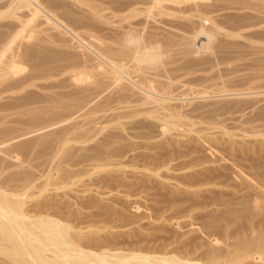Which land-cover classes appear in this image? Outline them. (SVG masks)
Segmentation results:
<instances>
[{
  "label": "bare ground",
  "instance_id": "6f19581e",
  "mask_svg": "<svg viewBox=\"0 0 264 264\" xmlns=\"http://www.w3.org/2000/svg\"><path fill=\"white\" fill-rule=\"evenodd\" d=\"M66 1L10 0V5H13L14 7H8L5 5V3L4 5L8 7L7 10L10 12L9 15L7 13L5 14H7L6 16L9 18L10 16L16 15L15 11L25 9L28 11V13L25 10L21 11L23 12L22 14H25L24 12H26L25 15H28V19H26V16V18L23 19L20 15V17L23 19L22 22L25 21L24 24L27 22V25L28 22L30 23L33 19L38 20L37 18H39V21L40 19L42 20V26L43 24H46L51 30L53 29V32L55 30V34L58 33L53 36L59 35V37H64L63 39L58 38V42H62L64 39L66 40L64 41L67 43L69 41L74 42L76 48H74V46L72 47V43L70 42L69 44L71 45L68 44L69 46H67L69 48L71 46L72 49L78 50L77 52L80 54H77L76 51L75 53L76 55H79V57L85 56L84 58H80L83 60L85 59L84 61L75 59L77 60L78 64L75 65V71H73L75 72L73 73L75 76L73 75L72 77L71 75L72 79H70L75 81V88L77 87V90H75V96H72L75 98V100H72V102L75 101V110L80 109L82 106H86V104L92 102L93 99L91 100L90 98L89 100V97L87 96L88 94L86 92L89 90L88 88L91 87V84H89L91 82L89 81H91V79L95 80L98 78L99 82L95 81V84L92 82L94 85V87L93 85L92 87L95 89V92H99V90L96 91V88L99 89L100 87H103L104 92L107 89L108 91H106L107 98L104 97L105 99L103 103L98 104V108L95 110L100 111V113L101 111H103V113L104 111H111V115L107 114L110 117L109 119H106L107 122L105 121L107 123L106 126H102L101 123L100 127H94V129H90L89 127L87 128L89 129L87 131H84L81 128L80 131L82 132H80L78 130L80 127L78 126L81 124H78V126L75 124L78 128H75V131L72 130L75 133V143H78L79 145H86L87 143L93 141V145L89 144L88 146L87 144L86 146L81 145L79 148L76 147V149H74L75 156L74 150L73 153L67 154H61L59 152L61 148L64 151V145L73 142L71 140H62V137L60 136L61 140L58 141V145L59 147H62H57L59 148V151H55L57 156L59 153L61 154L58 158V161H60L57 163L62 161L65 164V162H67V166L75 167V169H63V167L62 169H57L58 167H51V169L55 168L53 173L56 176L54 175V177L53 173H50V176H48V173H45V175L47 174V178L45 181H43V183H36L39 178H42V176L36 178L33 175L34 173L31 174V172L26 170L22 171L20 169V171L16 170V172H9V170L14 167L17 169L22 167V163L24 162L19 164L16 163V161H19L17 156L19 150H16L13 147H10L12 149L9 148L8 150L4 151L0 150V153L2 154L0 155V264H264V160L262 161L261 158L262 154L264 155V152H259L258 154L255 151V153L259 155H254L258 158L257 160H259V162H256V159H254L253 156V151V154H250L253 156V158H250V156L248 157V155H246L248 151L244 152V149L239 147L241 149H239L240 152L236 149L238 152L235 153V146H233L234 153L230 151L233 154L231 153V156L227 155L230 157H225V154L224 156L222 155V157L219 156L220 158L217 157L221 161L229 162L230 165H232L231 167H233V169L230 168L232 170L228 169L229 167L225 168L224 166L226 165L223 164L217 167L205 166V170H199V173H196L195 170L193 173L189 172L190 174L185 173L182 176L184 177V179H182L183 182L181 181L182 177H179L180 179L177 178L179 180H176V182L180 181L177 183L178 185L182 184L186 186V189L182 191L183 193H187V191L191 189V186H196L198 188L201 187V189L207 186H221V188L223 187L227 189V191L224 189L225 193L223 192L224 190L217 189V192L214 193L215 190H204L203 188V191L207 193V195H205V192V194H202L203 191L199 192V189L195 190L194 188L195 192H191L193 198H184L185 196L180 199L176 198L179 195L176 196L177 193H175V191L173 193L175 196H172V199L168 200V198H170L173 194H171L170 197L167 195L168 198L165 199L166 201H164L163 198L166 195L165 192L167 189L165 192H161L162 188H159L161 191L157 192L156 194L161 198L163 197L162 199L165 203L163 202L162 205H152L151 209L146 207L147 209H150L148 211H153V215L151 214V216H148L149 219L148 217L146 219L158 221V219H163V213H165L167 210L173 209L170 213L172 216L176 215L178 218H193V220L195 219L194 221H199L198 226H195V223H188L191 226H195L194 229L190 228L191 233L189 237L191 238L186 237L185 239L181 240V237L174 236L172 234L173 232H166V234H150L148 232L147 234H142L143 232H137L138 228L136 229V227L140 226V218L133 219L135 217L133 216V218L131 217L132 219H129L130 216L125 214L127 209H133L135 213L141 211L142 203L140 204L138 200L141 199L142 196L150 194L148 191L153 187H150L147 183H153L152 181H156L154 178H162V172L161 174L159 173L161 171L160 169H162V171H170V169H175L178 166L179 171L187 169L192 170L196 167H199L200 169V167H203L204 164H214L209 162L207 158V160H205L198 156H192V154L196 152L195 143L199 142L200 144H206L208 141V139L204 138L202 135H198L201 132L194 128V126L198 124L197 121L194 122L196 120L195 118L197 117V115L194 113L196 110L191 109L189 112H187L188 110L183 111V103L179 105V101H176L175 103H178L179 106H174L171 104V101L173 100H179V98L183 99L182 97L177 96L178 94L176 93V90L178 87H175V84L180 82L182 83L180 78L184 77L181 76L183 72L179 76L180 72L177 74L178 71L184 70L183 75L191 74L190 69L187 70L189 67L185 66L188 65V62L186 63L184 61L183 64L185 63V65L181 64L180 66H173L171 63L172 61L168 62L165 59L168 57L170 58L169 53L171 55V52L174 50V48L182 51L178 53L179 51L176 50V53H183L186 56H192V58L197 54H202L205 50L209 49L208 45L213 41L214 35L220 34L216 32L223 30L224 26L231 27L235 31L242 30L243 28H247L249 30L251 29L249 26L255 24L256 26L258 24L259 26L264 25V0H229L231 2L235 1L236 3L243 2L245 11L246 9L248 11L252 10L253 15L254 13H257L254 15V17H250L252 14L249 13V18H255L256 21L259 20V23L253 22L254 24H251L252 22H248L244 25H238V22L240 21L235 22L231 19H227V21H225L226 18L223 20L221 18V14L220 17L217 16V13L220 10L223 8L225 9V2L228 0L225 2H221L222 0H73L75 1V3L72 2L74 7L77 5L78 7L80 5L81 7L84 6L85 9L89 10V14L87 12L85 14V11L83 10L84 8H82V10L80 9L81 12H79L80 10L77 11L79 9L77 7L74 8L73 6H66L64 3H68L69 0L67 2ZM43 3L46 4L44 5ZM62 3L66 9L68 8L69 13L73 11V14H75V16H73V14L70 13L73 17H75V20H73L75 24L73 22L70 23H73L72 26L75 25V31L71 25H68L71 15H66L68 17L70 16L67 18L68 20L65 17V19L68 21L66 23V20L62 17L69 13L63 12L62 15L61 9L60 11L58 10L61 6V8L66 10L63 5H60ZM228 4L231 5L232 3ZM1 5L2 4L0 3V6ZM240 5L239 7H241ZM57 6L59 8H57ZM71 7L77 10L74 11V9ZM235 8L232 9L231 7L232 10ZM68 10H66V12H68ZM105 11L107 12L106 15L104 14ZM78 12L83 13L85 18L88 14L89 18L91 19L87 20L88 17L85 19L84 15H78ZM2 13L3 16H5L4 12ZM16 13L18 14L15 16V18L18 16L17 18L19 20V13L21 12ZM1 16L2 15L0 14V17ZM225 16L227 17L226 14ZM34 20L32 22H35ZM22 22L21 25H23ZM37 25L39 26V24ZM33 27H35V25ZM49 28L47 27L46 29ZM231 28L228 29L230 30ZM76 29L78 30L76 31ZM38 30L40 31V29ZM49 31L47 32L49 33ZM47 32L44 31L43 33L45 34ZM177 32L180 34V36L179 34H176ZM241 32L237 31L232 33L233 35L229 34L230 32H227V34H229L228 36H237L238 38L239 33ZM82 35H85L86 39L88 38L89 41L87 40L86 42L84 38L85 36L83 37ZM200 36L205 37L204 42L199 41V43H195L198 38H200ZM47 37L49 38V36ZM175 37H177L180 41H177V38ZM240 37H242V35ZM53 38L55 39L56 37ZM54 39L53 41H55ZM58 42L56 41V43ZM93 43H95V45ZM64 44L66 46V43ZM79 49H81V52ZM8 55L9 54H7V56ZM0 56L3 55L0 54ZM186 56H184V58ZM208 56L210 57V55ZM169 58L167 60H169ZM171 60H173V58ZM78 61H80L81 64H79ZM189 61H191V59ZM4 64L7 66L6 62ZM5 65L3 66L5 67ZM190 66L192 67V65ZM93 69L96 71L95 75L98 76H95V79L94 75H92L94 73ZM91 70L93 71L92 73ZM70 73L72 74V72ZM90 73L93 77L90 75ZM74 77L75 79H73ZM89 78L90 80L88 81ZM100 79H105L104 81L106 82L104 83L103 80V82H101ZM193 80L194 79H192V81ZM186 81L188 80L186 79ZM193 82H196V80ZM83 83L85 86H88L87 89H84L85 86ZM85 83L89 85H86ZM81 84L83 89L80 87ZM98 84L100 85L99 87H97ZM93 88L91 89L92 91ZM181 88L180 90H182ZM92 91L89 90L88 92ZM177 92H179V90H177ZM180 92L182 93L183 90ZM221 92L216 91L217 95L218 93L221 94ZM83 93L86 94V96H84ZM92 94H94V91ZM73 98L70 97V99H67L71 100ZM54 104H56V102ZM62 104H66V102ZM49 105L50 104L47 106ZM54 106L55 105H53V107ZM59 106L60 105L57 107ZM118 107L122 112H120L119 109V112L115 111ZM239 107L238 111L240 110ZM89 108L92 109V107ZM196 108L198 107L196 106ZM91 109L90 112L94 111H91ZM86 110H89L88 107ZM87 111L86 114L89 115L90 112L88 111L87 113ZM74 112L77 114L78 110ZM79 112H81V110ZM95 112L94 115L99 113L97 111ZM83 115L84 117L86 116L85 113ZM91 115L92 117L94 116L92 113ZM205 117L208 116L205 115ZM96 118L93 119L97 121ZM105 118H107V116ZM47 120L49 119L46 118V121ZM60 120L62 121V119ZM87 120L88 123L89 119ZM208 120L210 121V119ZM252 122L255 121H244L245 124L251 125V128H249L250 130L255 128L258 130L256 127L258 124H255L254 126L251 124ZM52 123L54 122L52 121ZM110 123L113 124L110 125ZM207 124L210 123L207 122ZM92 125H94L93 122ZM49 127L51 126L49 125ZM106 128H110V130L112 129L115 131L114 133L110 134L105 133V137H99V139L98 134H100V132ZM84 129L86 130V128ZM156 129L158 130V133L156 132L157 134L155 135L154 133L157 131ZM255 130L253 131L254 133L256 132ZM261 130L259 132H261ZM116 131H118V134ZM122 131L125 135L127 134L131 138L129 139L131 141L132 139L151 140L157 135H165L164 139L167 141V143L164 141L166 144L163 142L164 144L159 143L158 145L157 141V145H155V143L152 142L146 147L144 145L143 148L142 143L139 142L142 144L139 146L138 143L132 144L130 141L132 144L131 148L129 147L130 144H128L126 147H129L130 149H124L125 146L124 148L121 145L118 146L121 141H126L128 138L120 135V132ZM172 131H176L179 134L176 133V135H174L175 137H172ZM66 132L68 133V131ZM123 132L122 135H124ZM191 133L195 134V136H191ZM244 133L246 134L247 131L244 130ZM261 135L263 136V134ZM167 136L169 138H167ZM173 138H182V140L185 138V140L180 142V140H173ZM63 139H66V137L64 136ZM127 142H129L128 139ZM32 143H34V141ZM116 143H118V147H114ZM231 143H233V141ZM27 145L29 146V144ZM52 145L56 146L54 143ZM25 146L26 145H22L20 150L23 151L22 149ZM157 148H159V151ZM212 148L213 147L210 146V149H208V151L211 152V156L214 153L213 151H215V154L219 152L216 151L217 149L214 150L215 148ZM137 149H145L144 151L147 150V152L148 150H157L155 152L152 151V153H146L143 151V153L140 152L135 154ZM52 151H54V149ZM69 152H71L70 149ZM72 156L75 157V160H72ZM52 157L57 158L53 156V154ZM179 158L182 160L180 161ZM178 159L179 163L176 167H174L177 163H175V160L178 161ZM237 159H239V161ZM51 160L53 161L54 159L52 158ZM215 160L217 161V159L210 161ZM240 160L243 161V163ZM12 161L16 164H13ZM172 162H174V166L172 165ZM244 162L249 163L245 165ZM25 163L29 164L27 162ZM47 166L49 165L47 164ZM46 171H48V169ZM127 171H131L135 175L129 176V178H133L134 176V178L138 177L139 179H134V181L130 179L131 182L127 181L128 179L125 181L127 173H130ZM143 173H147L145 175H147V177L151 176L152 178L149 177V181H147V179H144L146 176H144ZM163 173L165 174V172ZM139 174L140 177L138 176ZM45 175L44 177H46ZM51 178L54 180H51ZM156 183L154 182L153 185ZM161 185L163 186L164 184L161 183ZM182 185H179L178 187L176 186L177 189H179V187ZM50 186L53 187L51 191H62V193L54 192L50 195L42 196V193L48 191V187ZM74 186L75 189L73 188ZM229 187L230 191L228 192ZM155 188H157V186ZM31 189H35L36 191L29 193ZM122 190L125 192V195ZM243 190L248 191L246 192ZM253 190L254 193L250 192ZM241 191L242 193H240ZM70 192H73V194H70ZM114 192L122 196L124 195V201L122 202L120 200L123 205H120L121 203H119V201H115L119 196L113 194ZM121 192L123 194H121ZM182 192H179V194ZM166 193L169 194L168 192ZM238 193L239 195H237ZM111 194L115 195L117 198H111ZM237 196H239L241 200H245L244 197H246L247 199L245 202H247V200L250 201L248 203L250 207L254 209V214L249 215L250 213L247 211H249L250 208H248L246 213L242 214L245 216L247 213H249L246 215V218L240 215L241 209L239 207L247 205L244 204V200H240L241 204L243 203L244 205H239L240 202H237V198L239 197ZM112 201L115 202L111 204L110 202ZM210 206H215L216 208L211 207L213 209L210 210L209 208L208 211L204 210V212L202 210L203 213H201L199 217H196L197 213L193 214L192 212L195 208L204 209ZM237 206H239L238 209ZM147 209L144 210L146 211ZM239 215L241 218L243 217L241 222H239L241 219H239ZM165 216L169 215L166 214ZM165 216L164 218L166 219L167 217ZM172 216H169V218L172 219ZM257 216H260L261 218L258 217V219L261 220H256ZM169 218H167V222H173L175 219L174 218L173 220H170ZM181 218L179 219L181 220ZM159 221L162 222V220ZM134 225H136V227L129 228L127 232H113V230L123 229L129 226L134 227ZM175 225L176 226H174V229L180 228L179 223L176 222ZM182 227L183 225L181 226V229H183ZM198 233L199 236H205L207 240L205 241L203 238H199V236L197 237ZM183 237H185V235H183Z\"/></svg>",
  "mask_w": 264,
  "mask_h": 264
},
{
  "label": "rangeland",
  "instance_id": "374dc122",
  "mask_svg": "<svg viewBox=\"0 0 264 264\" xmlns=\"http://www.w3.org/2000/svg\"><path fill=\"white\" fill-rule=\"evenodd\" d=\"M9 1H7V0H0V3L2 4L0 6V14L3 16V13L2 12H4V15H5V16H3L4 19H3L2 16L0 17V54L3 55V56H0V61H1V63H0V69H1V67L3 65H5L4 64L5 62L7 64V66L6 65H5V67L3 66L2 69L0 70V93H1L0 94V150H3L4 151V150H8L10 147H13L16 150H19V153L17 155L19 161H16V163L19 164L21 162H24V163H22V167L23 168L20 167V168L17 169L16 167H14V168L10 169L9 172H12V171L13 172L14 171L16 172V170H19L20 171V169L22 171H25L26 170L28 172H31V174L34 173L33 175L36 178L42 176V178H39L36 183H41V182L43 183V181H45V179L47 178V174L45 175V173H48V176H50L49 174L50 173H53L55 171V168H52L51 169V167H56V168L58 167L57 169H62V167H63V169L64 168H68V169H73L74 168L75 169V167L67 166L66 165L67 162H65V164L62 161L60 163H57V162L60 161V160L58 161V158H59V156L62 153L63 154L73 153V150L76 149V147L79 148V146L81 147V145H83V144L79 145L78 143H75V141H74L75 140V138H74L75 137L74 131H75V128H77L76 125L78 126V124H81L80 126H78V127H80V129L77 128L79 131L81 130V128H82V130L87 131V130H89V129H87L89 127H90V129L91 128L94 129V127L96 128V127H100L101 125L102 126H104V125L106 126L107 125V123H106L107 120L106 119H109V117H110L107 114H110L111 115V111H106L107 113L105 111H104V113H103V111H101V113H100V111L95 110V109L98 108V104L103 103L104 99L107 98V95H106L107 92L106 91H108V89L105 90V92H104L103 91V87H100L99 89L96 88V91L99 90V92H95V89L93 88L94 87L93 83L95 81L96 82L97 81L99 82V79L98 78H96L98 80L95 79V76H96L95 75L96 74L95 72L96 71H95V69H93L94 73L92 75H94V79L95 80H92L91 79V81H89L90 80V78H89L88 81L91 82V83H89V84H91L90 85L91 87L93 85L92 88H93L94 94H97V95L92 94V92H93L91 90L92 88L90 86H89L90 88H88V86H85L84 83H83V85L85 86L84 89L85 88L86 89L88 88L90 91H92V92H88L89 90L88 91L86 90L87 91L86 93L88 94L87 96L89 97V100H90V98H91V100L93 99L92 100L93 103L90 102L89 104H86V106H82L83 108L81 107L80 109H77L78 112H77V114H75L74 111H77V110H75V103H74L75 101L72 102V100H75V98H73V97L75 96V90H77L76 89L77 87L75 88V84H74L75 81L74 80L72 81L70 79H72L73 75L75 76V74H73L75 72H73V71H75V65L78 64L77 63V60L84 61L85 59L83 60V59H80V58H84L85 56L84 57L83 56L79 57V55H76V53L77 54H80V53L77 52L78 50L72 49L73 46H74V48H76L74 42L69 41L70 43H72V45L69 44V42L68 43L65 42L66 41L65 39H64L65 41L62 40L63 43L61 41L58 42V40H57L58 38L63 39L64 37L63 38L62 37H59V35H57L58 37L57 36H53V35H56L58 33L55 34L54 33L55 30L53 32V29L51 30L49 28V26H47L46 24H43V26H42V24H41V21L42 20L41 19H40V21H39V18H37L38 20H34L33 19L35 22H32L33 21L32 20L30 23L28 22L27 25H26L27 22L24 24L25 21L22 22V20L25 19L26 17H27L26 19H28V15H25L26 12H24L25 14H22L23 13L22 11H24L25 9L24 10L21 9L22 11L21 10L15 11V14L16 15L18 14L16 12H21V13H19V20L20 21L17 18L18 16L15 18L16 15L10 16L8 18V16H6V15L7 14L9 15L10 12H8L7 8L10 7V6L11 7H14L13 5H10L11 3ZM49 1H52V0H49ZM62 1H64V0H62ZM225 1L226 0H222L221 2H225ZM236 1H239V0H236ZM72 2L75 3V1L69 0L68 3H64V4L66 6H68V7H70V6H73L72 5ZM227 2H225L226 3L225 4V9L223 8L224 10L222 9V10L219 11L220 13L219 12L217 13V16L218 17H220V14H221V18L223 20L226 18L225 21H227V19H229V20L231 19V20H233L235 22L240 21V22H238L239 24L237 23L238 25H242V24L244 25V24H247L248 22H250V23L252 22L251 24L259 23V20L256 21L255 18H252V19L249 18L250 14H252L250 17H254V15H256L257 13L256 14L254 13V15H253V11L252 10L251 11L250 10L248 11L246 9V11H245V9H244L245 6H244L243 2L240 1L241 3H239V2L236 3L235 1L234 2L229 1L228 3H232L231 5L228 4ZM70 3H71V5H70ZM233 3H234V5H233ZM235 3H236V5H235ZM4 4L6 6H8V7H6ZM43 4L45 5L46 3H43ZM64 4L62 3L60 5H63V7L66 9V7L64 6ZM240 4H242L243 6L240 5ZM60 5H59V7H60ZM229 5L232 7V9L235 8V7L236 8L234 10H232ZM239 5L241 7H243V8L239 7ZM59 7L57 6V8H59ZM61 7L58 10L60 11V9H61L62 15H63V12L69 13L68 8L66 9V10H68V12H66V10H64ZM75 7L79 8V9L78 10L77 9H74ZM75 7L74 8L71 7V8L74 9V11L75 10L79 11L80 9L82 10V8H84L83 10L85 11V14H86V12L87 13L89 12V10L88 9H85L84 6L81 7V5H80L78 7V5H77ZM226 8H230V9H226ZM81 10L79 12H81ZM25 11H27V10H25ZM79 12H78V15H82V16L84 15L83 13H79ZM5 13H7V14H5ZM27 13H28V11H27ZM70 13L73 14V11L70 12ZM70 13L69 14H65L62 18L65 19V17H66V19H67V18L70 17V16L68 17L66 15H71V18L73 16H75V14H73V16H72V14H70ZM106 13L107 12L105 11L104 14L106 15ZM88 14H87L86 18H85V15H84V18L85 19H87V17H88L87 20L91 19V18H89V15ZM225 14L227 15V17L225 16ZM20 15L22 16L23 19L20 17ZM11 17H14V18H11ZM71 18H69L70 20H69L68 25H71L72 26L73 23L75 24V22L73 21V20H75V17H73L74 19L72 18V21H71ZM247 18H248V20H247ZM67 20L65 21L66 23L68 22ZM246 20H247V22H246ZM19 22H20V24H19ZM21 22L23 23V25H21ZM71 22H73V23L70 24ZM33 23H34L36 29H35V27H33L34 26ZM36 23L39 24V26ZM44 25H45V27H44ZM46 26L49 29H46L47 28ZM74 26H72V27L74 28L73 30L75 31V27ZM252 26H254V27H252ZM252 26H249V28L251 27V29H249V30L247 28H246L247 30L243 28L242 29L243 31L242 30H235L234 31V29H232L231 27L224 26L223 27V30H219L218 32H216V33H220V34H215L214 35L213 41L210 42L211 44L208 45L209 46L208 47L209 49L205 50L203 52L204 54L200 51L202 54H199V55H201L202 57L199 56L198 54L195 55L196 57L193 55L194 56L193 58H192V56H189V55L186 56L183 53L178 54V53H180L182 51H180V50H178L176 48H174V50H172L173 53L171 52V55L169 53L170 58L168 57L169 60H167L168 58H166L165 59L166 61H168V62L169 61H172L171 63H172L173 66L174 65L175 66H180L181 64L182 65H185V63L183 64V62L184 61L186 63L188 62V65H185V66H188L189 67V68H187V70L190 69V73H191L190 75L189 74L188 75L187 74L186 75H183L184 70H181V71H178L177 72V74L180 72L179 73V76L183 72L181 76H184V77L180 78L181 81H182V83L180 82L178 84H175V87L177 86L178 87L177 90H179V92H177V90H176V93L178 94L177 96L178 97L180 96L183 99L179 98V100H175V101L173 100V101H171V104L174 105V106H179L180 104L183 103L182 104L183 105L182 110L183 111H185V110L187 111L188 110L187 112H189L191 109H195L196 111L194 113L197 115V117L195 118L196 120L194 121V119H193V121L194 122L197 121L198 124H196L194 126V128L196 130H198V131L201 132L198 135H200V136L202 135L204 138L208 139V141L206 142V144H203V143L200 144L199 142L195 143L196 144L195 145L196 152L194 154H192V156H198V157L203 158L205 160L208 159L209 162L214 163L215 165L214 164H211L210 165V163H208L209 165L208 164H204V166L203 167H200V169H199V167H196V168H194L192 170L191 169H187V170H181L180 169L181 171H179L178 170L179 168L177 166V164L179 163V159H180L179 158L178 161L175 160V163L177 162L175 164V166L173 165L174 162H172V165L174 167L177 166L175 169H170V171L169 170L168 171H164V170L162 171V169H160L161 171L159 173L161 174V172H162V174H161V177L162 178H154V180H156V181H152L153 183H147V184H149L150 187L151 186L153 187L152 189H150L148 191L150 194H148V193H147L148 195L144 194L146 196H142V198L139 199V200L137 199L140 204L142 203L141 204L142 205V208H141V211L142 212L141 211H138V212L135 213V211L133 209H127L125 211V214H127V216H130L129 219L131 217L133 218V216H135L133 219L140 218L139 219V221H141L140 222V226L139 227H136V225H134V227L133 226H129V227H126L127 229L126 228L116 229V230H113V232H127V230L129 228H135L136 227V229L138 228L137 229V232L138 231L139 232H143L142 234H145V233L147 234L148 232L150 234L151 233H160V234L163 233V234H166V232L167 233H170V232L172 233L173 232L172 234L174 236L181 237L180 238L181 240L185 239L186 237L188 238L189 235H190V233H191L190 228L191 229L192 228L194 229L196 225L198 226L199 221H197V220L194 221L195 219L193 220V218L191 219V218H186V217H183V218L179 217V218H181V220H180L178 217H176V215L175 216L173 215L174 218L176 219L175 220L173 218V216L170 214L173 209L167 210L165 212L170 217L172 216V219L169 218V216H165L166 214L163 213L162 214L163 215V219H158V221L159 220H162V222L161 221L158 222L156 220L155 221L154 220H147L146 218L148 216H151V214L153 213L152 210H151L152 212L148 211V210L151 209V206L152 205H158V204L159 205H162L163 202L166 201L165 199L168 198L167 195H169V197H170V195L173 194L175 191H176L175 193H177L176 196L179 195L176 198H179L180 199V198H183L184 196H185L184 198H189V197H192L193 198L192 193H194L195 190H198V189L200 190L199 192L203 191V188H204V190H210V189L212 191L215 190L214 193L217 192V189L218 190H224L225 188H223V187L221 188V186L220 187L207 186V187H203L202 189H201V187L198 188L196 186H193V187L191 186L190 187L191 189H189L187 191V193H185V192L183 193L182 191H184V189H186V186L185 185H182V184H179V185H182V186L179 187V189H177V187L179 186L177 183L180 182V181L176 182V180H179L185 173L186 174H188L189 172L190 173H193L194 170H195L196 173H199V170H205L204 169L205 166L206 167H208V166H210V167H215L216 166L217 167V166H219V165L221 166L223 164V165H226V166H224L225 168L226 167L227 168L229 167L228 169H230V168L233 169V167H231L232 165H230L229 162H227V161H221L218 158L222 157V155L224 156V154L226 155L225 157H230L231 156V153L232 152L234 153V150H235V153L238 152V151H236V149L239 150L240 148H243L244 149V152H247L248 151L249 153L247 152V154L246 153L245 154L248 155V157L250 156V158H253L254 155L255 156H259V155H257V153L259 154V152L260 153L264 152V132H263V129H264V42H263L264 41V25H262V26L260 25L259 26V24H258L256 26V24H255V25H252ZM227 27L228 28H231L232 30L231 29L229 30ZM38 29H40V31ZM42 29L44 31H46V32L50 30L49 33L47 32L48 35H47V33L44 34L43 33L44 31ZM77 30L78 29H76V31ZM79 31H80V28H79ZM237 31H239V32L242 31L241 33H239V37L238 38H237V36L236 37L231 36V35H233L232 33H235ZM50 32L53 33V34H51ZM227 32L228 33L230 32L229 34H231V35L228 36L229 34H227ZM176 34H179V33L177 32ZM252 34H254V35H252ZM46 35L49 36L50 39ZM241 35H242V37H240ZM60 36H62V35H60ZM179 36H180V34H179ZM252 36H255L256 38L255 37H252ZM260 36H262V37H260ZM53 37H56V38L54 39ZM84 38H85V40L87 42L88 38L86 39V36ZM175 38H177V37H175ZM204 38L205 37L200 36V38H198L197 41L195 40L196 41L195 43H197V42L199 43V41L200 42L201 41L204 42V40H205ZM249 38L251 39V41H250ZM260 38L262 39V41H261ZM51 39H52V41H51ZM53 39L55 41H53ZM176 40L177 41H180L178 38ZM253 40H254V42H253ZM56 41L58 43H56ZM64 43H66V46H65ZM90 43H92V42H90ZM56 44L57 45L60 44V45L57 46ZM68 44L71 45L72 47L70 46V48H69L68 47L69 46ZM93 44L95 45V43H93ZM62 45H63V47H62ZM80 50L81 49H79V51ZM176 50H178L179 52L176 53L177 52ZM75 51H76V53H75ZM7 54H9L8 55L9 57L7 56ZM211 54L213 55V57H212ZM208 55H210V57ZM184 56H186V57L184 58ZM172 58H173V60H171ZM75 59H77V60H75ZM178 59H179V61H178ZM190 59H191V61H189ZM75 61H76V64H75ZM80 61H78L79 64H81ZM189 63H191V64H189ZM196 64H198V65H196ZM172 65H170V66H172ZM190 65H192V67ZM211 65H213V66H211ZM93 71L91 70V73ZM70 72H72V74ZM88 72H90V71H88ZM91 73H90V75H91ZM71 75H72V77H71ZM96 77H98V76H96ZM43 78H45V79H43ZM195 78H197V79H195ZM200 78H202V79H200ZM73 79H75V77ZM186 79L188 81H186ZM192 79H194L193 81L196 80V82H198V83L200 82L201 84L200 83L198 84L196 82H193ZM199 79L202 80V81L203 80H206V81H203L202 82ZM207 79H209V80H207ZM102 80L104 81L105 79H102ZM102 80L100 79L101 82H103ZM189 80H190V82H189ZM105 82L106 81H104V83ZM247 82H249V83H247ZM89 84H86V85H89ZM183 84H184V86H183ZM46 86H48V87H46ZM99 86L100 85L98 84L97 87H99ZM193 86H195V87H193ZM44 87H45V89H44ZM80 87L83 89L82 84H81ZM181 87H183V88H181ZM101 88H102V90H101ZM180 88L185 93H183V92L181 93L180 91H182V90H180ZM193 89H194V91H193ZM1 91H3V92H1ZM216 91L217 92H221L222 91V92H221V94L218 93V95H217ZM201 93H203L204 95L201 94ZM89 94H91V95H89ZM256 95H258V96H256ZM84 96H86V94H84ZM90 96H92V97H90ZM70 97L73 98V99L68 100V99H70ZM186 98H188V99H186ZM181 100H183V101H181ZM176 101H179L178 102L179 105H178V103L175 104ZM55 102H56L57 105L54 104ZM65 102L67 104V107H66V104H62V103H65ZM95 102H96V104H95ZM47 103L50 104V105L47 106L48 105ZM58 103H60V104H58ZM92 104H93V106H92ZM53 105H55V106L53 107ZM58 105H60V106L57 107ZM96 105H97V107H96ZM221 105H223V106H221ZM226 105H227V107H226ZM44 106H47V107H44ZM196 106L198 108H196ZM62 107L64 109L65 108L66 109L64 110ZM87 107L89 109L88 110L89 112H90V109H91L89 107H92L91 111L94 110V111L90 112L89 115L86 114ZM199 107H200L201 110L199 109ZM238 107H239V109L241 111L240 110L238 111ZM230 108H232V109H230ZM43 109L44 110L46 109V110L44 111ZM118 109H119V107L115 111L117 112ZM214 109H216V110H214ZM221 109H222V111H221ZM80 110H81V112H79ZM203 110H206V111H203ZM88 111H87V113H88ZM95 111H97L99 113H97V115H94V112ZM119 111H120V109H119ZM198 111H199V113H198ZM120 112H122V111H120ZM54 113H56V114H54ZM84 113L86 115L85 117L83 115ZM91 113L94 115L93 117H92ZM220 113H221V115H220ZM95 114H96V112H95ZM205 115L208 116V117H205ZM81 116H83V117H81ZM106 116H107V118H105ZM91 117H92V119H91ZM203 117H204V119H203ZM46 118H48L49 120L46 121ZM52 118H53V120H52ZM93 118H96L97 121H95V119H93ZM207 118L210 119V121ZM253 118L254 119H257L259 121L254 120ZM60 119H62V121ZM87 119H89V122L88 123L90 125L87 123V121H88ZM247 119H249V120H247ZM85 120H86V122H85ZM52 121L54 123H52ZM82 121L85 122V123H83ZM91 121L93 122L94 125H92V122ZM198 121L201 122L202 124L199 123ZM206 121L208 123H210V124H207ZM244 121L245 122L246 121H255V122H252L251 124H253L254 126H255V124L256 125L258 124L260 126V127L258 125L256 126L258 128V130L259 129L261 130L262 127L263 128H262L261 132H259L260 130L258 131L256 128H255L256 130L255 129H251L250 130L249 128H251V125L248 124L249 125L248 126L247 124L244 123ZM98 123H99V126H98ZM111 124H113V123H110V125ZM49 125L51 127H49ZM84 125L85 126L87 125L88 127L87 126L85 127ZM83 127L86 128V130ZM110 128L109 129L106 128L102 132H100V134H98V138L99 137L100 138L101 137H105V135H106L105 133H107V134L114 133L115 130H112V129L110 130ZM35 129H37V130H35ZM38 129H40V130H38ZM64 129H65V131H64ZM225 129H226V131H225ZM31 130H32V132H31ZM70 130H71V132H70ZM72 130H74V131H72ZM244 130L247 131L246 134L244 133ZM254 130L256 131L255 133L253 132ZM66 131H68V133ZM118 131H116L117 134H118ZM250 131H251V133H250ZM28 132H30V133H28ZM80 132H82V131H80ZM122 132H120L121 134L120 133L119 134L121 136H123V137H126V138L128 137L127 139H128L129 142H127V139H126V141H123V142L121 141V143L119 145H118V143H116V145H114V147L117 146V145L118 146L121 145V146H123V148L125 146L124 149H130L131 146H132V144H137L138 143L139 146L143 144L142 147L144 148V145L146 147L149 144H151L152 142H154L155 145H157V144L159 145V143L160 144H164L165 142L167 143V141L164 139V136L165 135L164 136L161 135L162 137L159 136V135H157L156 137H154V139H151L152 141L151 140H137V139H132V141H131V140H129L131 138L127 134L125 135L124 132H123L124 135H122ZM156 132L158 133V130L155 131V133H154L155 135L157 134ZM64 133H65V135H64ZM103 133H104V135H103ZM176 133L179 134L176 131H172L171 132L172 137H175L174 135H176ZM225 133H227L228 135L225 134ZM248 133H249V136H248ZM191 134H192L191 136H193V135L195 136V134H193V133H191ZM232 134H233L234 137L232 136ZM261 134H263V136ZM63 135L66 137V139H63L64 138ZM60 136L62 137V140H69V141L71 140V141H73V142H70V144L68 143V144L64 145L65 147L63 146L64 151L61 148L62 146L59 147V145H58L59 144L58 141L61 140V137ZM168 136H167V138L170 137V136L169 137ZM213 137H214V139H213ZM55 139H57V140H55ZM174 139L180 140V142H183V140H185V138H183V140H182V138H180V139L179 138H173V140ZM225 140H226V142H225ZM30 141H31V145H30ZM33 141H34V143H32ZM51 141H53V142H51ZM130 141H131L132 144L130 143ZM230 141L231 142L233 141V143L234 142L235 143L233 144ZM92 142L87 143L88 146H89V144L93 145ZM133 142H135V143H133ZM139 142L142 143V144H140ZM156 142H157V144H156ZM53 143L56 146L52 145ZM154 143H153V145H154ZM21 144L23 146L26 145L25 146L26 149L24 147L22 149L23 151L20 150V147L22 146ZM27 144H29V146ZM32 144H34V145H32ZM128 144H130L129 145L130 148L129 147H126V146H128ZM86 145L84 144L83 146H86ZM31 146H33L34 148L31 147ZM210 146L213 147L212 149L215 148L214 150L217 149L216 151H219L220 153L218 152L217 154H215V151H213L214 153L211 156V152L208 151V149H210ZM233 146H235L234 147L235 149L233 148ZM258 146H259V148H261V147L262 148L259 149ZM57 147L61 148L60 151H59V148H57ZM10 149H12V148H10ZM53 149H54V151H52ZM69 149H70L71 152H69ZM142 149H140V150L137 149V151L135 150L136 152L135 151H133V152H135V154L136 153H140V152L143 153V151L145 149L144 150H142ZM157 149L159 151V148H157ZM157 149H153L152 151L155 152ZM56 150L59 151L61 154L58 152L59 154L57 156L56 155V152H57ZM240 150H239V152H240ZM152 151H149L148 150V152H147V150H146L144 152H146V153H150L151 152L152 153ZM230 151H232V152H230ZM252 151H253L254 154L252 153ZM255 151L257 153H255ZM52 154H53V156H55L57 158L52 157ZM245 154H243V155H245ZM250 154H253V156L250 155ZM0 155H2V154L0 153ZM214 155L215 156L217 155V156L215 157ZM227 155H230V156H227ZM74 156H75V150H74ZM74 156H72V158H73L72 160H75L74 159L75 158ZM255 156H254V159H256V162L257 161L259 162V160H257L258 158L255 157ZM263 156L264 155L262 154V156H261L262 161L264 160V157ZM51 157L54 159L53 161L51 160L52 159ZM214 159H217V161L216 160L215 161H210V160H214ZM181 160L182 159H180V161ZM237 160L239 161V159H237ZM25 162H27L29 164H26ZM241 162L243 163V161H241ZM16 163L13 162V164H16ZM248 163L249 162H247V163L244 162L245 165H247ZM47 164L49 166H47ZM53 164H54V166H53ZM55 165H57V166H55ZM46 168L48 169V171H46L47 170ZM49 169H51V170H49ZM232 169H230V170H232ZM125 170H128V169H125ZM127 172H130L131 174L130 173H127L126 179L124 178L125 181L128 179L127 181L131 182L130 179L132 181H134V179L135 180L136 179H139L138 177L137 178L136 177L134 178L135 175H134L133 172H131V171H127ZM163 172H165V174ZM43 173H44V175L46 177H44ZM145 174H147V173H143V175L146 176V178L144 177V179H147V181H149L148 179L151 176L147 177V175H145ZM54 175L55 174L53 173V176ZM132 175H134L133 178L132 177L129 178V176H132ZM138 176L140 177V174ZM118 177H120V176H118ZM141 177H142V175H141ZM163 177H164V179H163ZM177 178H179V179H177ZM167 179H169V180H167ZM182 179H184V177L181 178V181L183 182ZM51 180H54V179L51 178ZM160 181L165 186L164 185L162 186L161 183H160ZM154 182L155 183L158 182V183H156L155 185H153ZM159 183H160L161 186L159 185ZM174 183H176L177 185L174 184ZM156 186H157L158 189L155 188ZM184 186H185V188H184ZM52 188H53L52 186L48 187V191L43 192L42 193V196L43 195H50V194H52L54 192L62 193V191H51ZM73 188L75 189V186ZM159 188H162V191ZM170 188H171V190H170ZM194 188H195V190H194ZM76 189H79V188H76ZM165 190L169 194H167L165 192ZM225 190L227 191V189H225ZM225 190L223 191L224 193H225ZM35 191H36L35 189H31L29 191V193L30 192H35ZM154 191H155V193H154ZM160 191L161 192L164 191L165 194H166L164 196V198L162 197L164 199V201H163V199L161 197H159L156 194L157 192H160ZM229 191H230V187L228 189V192ZM243 191H246V190H243ZM152 192L154 193L155 196L156 195L157 196L155 197ZM179 192H182V193L179 194ZM204 192L205 191H203L202 194ZM250 192L254 193V190L253 191H250ZM240 193H242V191ZM243 193H245V192H243ZM70 194H73V192H70ZM113 194H116V196L118 195L119 197L117 198ZM113 194L110 195L111 198L112 197L113 198L116 197L117 199L115 198L116 200L115 199L114 200L116 202L119 201V203H121L120 205H123L122 202L124 201V197L123 196L125 195V192H124V195L123 196L122 195H119L118 193H115V192ZM121 194H123V193L121 192ZM205 195H207V193ZM213 195H215V194H213ZM237 195H239V193ZM172 196H175V195L174 194L171 195V197L168 198V200L169 199H172ZM237 197H239V196H237ZM244 198H245V200L244 199L241 200L240 197L237 198V202H240V200L241 201L244 200L243 201L244 204L247 205L248 207L247 206H243V207H245V208H243L241 206L240 207L237 206V209L239 207L241 209V210L239 209L241 212L243 210L242 213L240 212V215L243 216L244 218H246V215H248L249 213H250L249 215L254 214L253 212H255V211H254V209H252L250 207V205L248 203L250 201L247 200V202H245L247 198L246 197H244ZM39 199H41V198H39ZM54 199H55V197H54ZM120 200L122 202H120ZM115 201H112L110 203L112 204ZM244 204L243 203L241 204V202L239 203V205H244ZM118 206H119V204H118ZM146 207L147 208H150V209H147ZM211 207L216 208L215 206H210V207H207V208H204V209L195 208V209H193V211L192 210L191 211L193 212V214L194 213L195 214L197 213L196 214V217L197 216L199 217L201 215V213L204 212V210H207L208 211L209 208H210V210L213 209ZM246 207H247V209H246ZM218 208H220V207H218ZM248 208H250L249 211H247ZM144 209H147V210L145 211ZM202 210H203V212H202ZM246 211L249 212V213H247L245 216L242 215V214H245ZM251 211H252V213H251ZM240 215H239V219L241 218ZM164 216L167 217V218H169L170 220H173L174 219V221L173 222L171 221L172 223L170 221L167 222V218L165 219ZM177 216H179V215H177ZM243 217L240 219L239 222L242 221ZM258 217H260V216H257V219L256 220H261V219H258ZM148 219H149V217H148ZM164 219H165V221H164ZM176 222L179 223V225H180V228L179 229L178 228L177 229L176 228L174 229V226H176L175 225ZM188 223L189 224L190 223H195L194 224L195 226H191ZM182 225H183V227H182L183 229H181V226ZM139 228H141V229H139ZM160 230H161V232H160ZM183 235H185V237H183ZM198 236H199V233H198L197 237ZM202 236L203 235L199 236V238H203V240L206 241L207 238H205V236H203V237ZM189 238H191V237H189Z\"/></svg>",
  "mask_w": 264,
  "mask_h": 264
}]
</instances>
